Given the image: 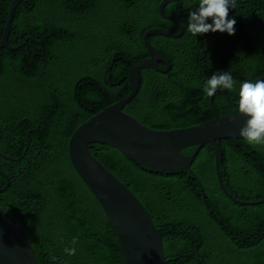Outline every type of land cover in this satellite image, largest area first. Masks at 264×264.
I'll return each mask as SVG.
<instances>
[{
    "label": "trees",
    "instance_id": "1",
    "mask_svg": "<svg viewBox=\"0 0 264 264\" xmlns=\"http://www.w3.org/2000/svg\"><path fill=\"white\" fill-rule=\"evenodd\" d=\"M79 1L85 7L79 12L71 11L78 7L69 0L57 5L64 19L60 24L48 22L42 48L45 64L36 60V67H28L24 50L4 53L0 124L14 138L15 158L27 149L33 163L30 169L25 163L16 167L17 179L3 197L22 209L16 220L39 264H125L112 224L70 161L69 141L90 118L128 98L129 72L148 58L146 32L162 29L177 35L181 30L160 16L163 0ZM198 4L199 0H179L165 8L167 16L181 18L185 27L181 38H149L172 68L167 74L142 71L140 92L124 111L153 130L212 121V96L203 87L216 72L229 71L235 81L233 89H218L214 96L221 117L241 114L240 83L264 76L260 55L264 0H235V7L229 8V18L236 20L231 36L219 32L192 36L188 16ZM23 22L17 19L14 25ZM28 25L35 33L40 24ZM218 145L228 192L239 201L263 200L264 144L242 139ZM90 151L149 212L162 233L169 264H264V204L242 206L225 196L216 178L212 145L200 151L192 172L158 173L106 145H91ZM195 151L192 147L182 153L192 156ZM4 201L0 206L9 212ZM214 216L236 244L228 241ZM71 248L75 255L67 254ZM204 254L209 256L202 261Z\"/></svg>",
    "mask_w": 264,
    "mask_h": 264
},
{
    "label": "water",
    "instance_id": "2",
    "mask_svg": "<svg viewBox=\"0 0 264 264\" xmlns=\"http://www.w3.org/2000/svg\"><path fill=\"white\" fill-rule=\"evenodd\" d=\"M23 1L15 0L10 8L8 26L0 43V50L8 48L14 14ZM177 1L179 0H163L159 6V14L165 20L176 24L181 30L180 33L175 35L162 29L146 32L143 41L148 58L130 70L127 79L131 93L128 98L90 118L74 132L69 141L70 161L112 224L125 264H169L166 259L163 236L135 194L92 155L91 145L112 147L123 153L130 161L163 173L165 171L192 172V165L200 151L205 145L210 144L215 149L216 178L225 196L242 206L264 204V199L257 202H241L235 199L224 185L222 176L224 155L220 151L218 142L244 139L240 137L239 132L248 118L243 114L221 117L213 104L215 95L211 97V107L215 118L189 128L153 130L124 111L140 92L142 71L154 70L167 74L172 68L170 62L153 46L149 38L159 36L178 39L184 35L185 27L181 18L165 14V8ZM260 55L264 62V45ZM125 61L128 60L125 59ZM260 79H264V76L257 80ZM108 81L112 83L111 75ZM221 94L226 97L225 93ZM192 147L196 148L192 156L183 155L184 150ZM9 186L8 184L6 188L0 190V193L5 192ZM205 205L208 207L206 200ZM0 264H39L28 236L17 220L1 206Z\"/></svg>",
    "mask_w": 264,
    "mask_h": 264
},
{
    "label": "flooded vegetation",
    "instance_id": "3",
    "mask_svg": "<svg viewBox=\"0 0 264 264\" xmlns=\"http://www.w3.org/2000/svg\"><path fill=\"white\" fill-rule=\"evenodd\" d=\"M15 0H0V43L3 41L4 35L6 33V29L8 26L9 21V12L10 8ZM63 0H24L22 3L18 5L16 8L14 18L12 21L11 29H10V35L8 39V48H4L0 50V67L4 65L6 62L4 53L6 51L10 53H16L19 51L24 50V54L28 60V67L34 66L36 67L37 63L36 60L40 63L45 64L46 59L43 58V41L47 38L48 33V22H54L61 23L63 18V15H61V12L58 10V6L61 5V2ZM72 2L76 7L74 10L71 11H81L84 9V5L79 0H69ZM66 7L68 8V5L66 4ZM70 7V5H69ZM182 15V14H180ZM17 19H24L25 22L23 24L14 25L15 21ZM30 23H33L34 26H36L38 23L39 29L36 30L35 33L30 31ZM61 28H55L53 31H61ZM245 32V31H243ZM253 33V32H251ZM33 55H31V53ZM34 56V57H32ZM10 80H14L13 76L10 78ZM8 128L5 126L3 127L2 124H0V190L7 187L9 184L10 186L8 189L11 188L12 183L17 179L16 174V167L19 166L21 163H25V169H30L31 164L33 161L28 159L27 156V149L24 154L19 155L18 158H15V156L18 154H14L11 150L14 148V138L10 137L7 134ZM19 146L20 143L18 142ZM36 160V158H34ZM21 174V171L19 172ZM8 189L5 191L7 192ZM0 193V203L3 202L8 206L9 212L14 216V218L19 217V213L21 212V208H15L13 207V202L9 203L4 199V194ZM13 193H16V191H13ZM204 196V194H201ZM232 195V194H231ZM233 196V195H232ZM235 198V197H234ZM29 199V197H28ZM236 199V198H235ZM245 202V201H241ZM215 220L220 224L222 222L219 220L218 217L214 216ZM220 224V225H221ZM222 229L225 232L226 237L228 238V241H234V238L231 236V234L227 231L226 227L224 225H221ZM264 239V234H263ZM209 255H202V261L204 258H206ZM201 261V263H202Z\"/></svg>",
    "mask_w": 264,
    "mask_h": 264
},
{
    "label": "clouds",
    "instance_id": "4",
    "mask_svg": "<svg viewBox=\"0 0 264 264\" xmlns=\"http://www.w3.org/2000/svg\"><path fill=\"white\" fill-rule=\"evenodd\" d=\"M234 7L235 0H199L197 9L188 16L187 31L192 36L209 32L234 35L236 20L229 18V8ZM234 85L229 71L216 72L206 80L203 92L211 97L218 89H233ZM238 95L239 113L248 118L240 129V137L249 144H264V79L241 82ZM66 252L75 255L76 249H66Z\"/></svg>",
    "mask_w": 264,
    "mask_h": 264
}]
</instances>
